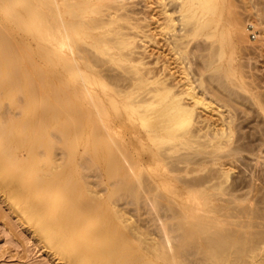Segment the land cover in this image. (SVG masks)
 Masks as SVG:
<instances>
[{"label": "bare ground", "instance_id": "1", "mask_svg": "<svg viewBox=\"0 0 264 264\" xmlns=\"http://www.w3.org/2000/svg\"><path fill=\"white\" fill-rule=\"evenodd\" d=\"M144 3L163 41L153 43L169 52L157 68L136 54L134 0H0V108L20 91L18 112L31 116L25 138L21 117L5 126L0 109V181L65 264H264V197L240 206L230 194L225 165L246 147L206 98L250 88L223 48L243 43L247 25L237 11L227 26L208 17L216 0H170L176 17L164 0ZM15 33L36 45L23 49L25 62ZM119 126L127 133L116 138ZM50 128L65 142L67 170L39 157V146L51 150ZM103 172L111 186L102 200Z\"/></svg>", "mask_w": 264, "mask_h": 264}, {"label": "rangeland", "instance_id": "2", "mask_svg": "<svg viewBox=\"0 0 264 264\" xmlns=\"http://www.w3.org/2000/svg\"><path fill=\"white\" fill-rule=\"evenodd\" d=\"M164 1L168 3L170 0H164ZM133 5H134V12L137 11L136 13L132 12V15H134L135 18L137 17V19H135L136 21L135 20L134 21L138 25H140V26H136L133 30H131L136 34L135 43L138 46L136 47L137 48L136 50H138L136 54L141 55L143 57L145 56L144 59L145 61L147 60V62L150 63V64L148 63L149 66H154L156 68L157 66L160 67L161 66L160 64L162 63L161 58L165 60L166 59L165 57L169 55V52L166 51L165 48H163L164 51L162 50V47L164 45H159L161 43L163 44V41L158 38L159 37L158 35L156 36L157 29L153 31L155 28L152 25L154 24H151L150 26L148 24L150 22L147 16L149 11H148V7L144 3V0H136V1L134 0ZM169 6L170 3H168L169 12L175 11L174 10L175 8H173L174 5H171L170 7ZM215 8L216 9L214 14H208L207 16L208 17L214 16L215 19L216 18L219 19L220 23L224 25L226 24V26L229 25L228 20L235 11L239 12L242 15L243 22L245 23V25H247L246 26L247 30L245 31L246 39L243 43L235 41L232 46L234 49L230 48V44L228 42H224L223 43L224 58L228 57L230 55V51L233 50L232 56H234L236 66L239 65V68L238 66L237 68L241 69V73L239 77L242 76L240 78L249 85L250 88L246 87L247 89H251L253 90V92L256 91L258 92L257 94H260L262 96L261 97L259 95V100H258L257 96H255L254 94L251 95L250 90L246 89L245 91L244 89V91H241L242 89L240 90L238 89L241 92L238 93L239 91L237 90L238 94L233 95L234 97L232 98L218 97L217 95L214 94L211 95L209 94L206 97L208 101H210L212 108H215V113H218L217 115L221 114V116H223L224 119L226 118L228 119L230 117L233 118V121L235 123L234 126L236 125V127L235 129L233 127L232 139L234 141H239L241 143L243 142L244 143V144L242 143L243 146L245 145L244 147H246V148L243 147L244 150L245 149L246 150L242 151L243 154H241V156L239 155L240 156V157L238 156L239 158L238 157L237 159L233 158L234 160L232 159L231 162L228 163V165H225L227 169L228 167L230 168L228 169L229 177L227 179V182L230 183H225V184L230 187L231 189V192L229 191L230 194H232L234 197L235 196H237V198L239 197L238 199L236 198V203L238 202L239 205L242 206L247 201L248 203L250 202L255 203L257 199L264 197L263 194L264 193V113L260 111L261 109L259 108V103H257V100L260 102V98L261 100L263 98L262 103L264 102V47L262 48L260 44L261 42H264L263 39L264 16H262L264 14L263 13L264 3L263 0H216ZM260 12H262L263 14L261 15ZM176 13L177 11L172 12L171 14L172 16L174 14V17H176L178 15V13L177 14ZM144 14H146V16ZM155 15L156 16L158 15L156 11H155ZM213 23H216L215 20L213 21ZM251 23H253L255 26L251 27L250 26ZM151 26L153 29L151 28ZM150 28L151 30H149ZM151 31H153L156 34L151 33ZM150 34H152L153 36ZM146 35H150L153 38L151 39V37ZM14 37L16 40L18 50H20L19 51L20 55H18L16 58L18 59V61L25 62L27 58L28 59L30 58L29 57L30 55L28 54L29 52H26V50L29 49V47L33 48L36 45L32 42L31 39L26 38L22 33H17V34L15 33ZM149 38L151 39V41ZM152 40L153 41L155 40L156 42H158V40L159 41L161 40V43L160 42L153 43ZM201 41H202L201 38H198L192 40L191 44L193 45L196 43L198 44L201 43ZM25 46L27 47V49L23 50L26 48ZM156 52L159 54H157ZM164 53H166V55ZM157 55L158 56L160 55L159 56L160 60ZM10 68L12 69L14 68V66H10ZM238 69H237L238 71L237 73H239L240 71ZM247 84H245V86ZM8 94L15 99L14 101L10 99H6L1 105L0 108L1 110L3 109L4 111L5 109L9 110L7 112L8 114H6L3 117V119L5 120L4 125L6 126L10 121L21 117L24 126H22L21 129H19V133L22 134V136H24L25 138H28L27 136V134L29 133L28 123L31 119V116L27 113L20 114L18 112L19 111L18 104L23 103L25 96L20 91H12V92H8ZM251 96H253V98ZM256 104L258 106H256ZM45 108L46 110L47 109L49 110L51 109V106L47 105L44 107V109ZM119 127L116 128V133H115L116 138L118 136L120 137L123 134L127 133V128L125 126H119ZM56 133H57L56 130L52 128L49 129V137L51 138L52 141L51 150L49 152H46L44 150V146H39L38 147V151H40L39 157L45 158L47 163L55 159L57 160V162L61 161L63 162L62 164L64 170H67V168L70 167L69 165L70 163L68 164V162H66L65 164L64 162L65 159L62 158V156H64V153L62 154L60 153V152H64L61 149H63V144L65 142L62 141L61 139L58 140L57 137L55 138L54 136ZM92 138H93L92 136L87 135L85 137V141L90 142ZM27 141L30 142V139H27ZM108 143H109L108 141L102 140L96 143L95 146H97L98 149L102 150L108 145ZM15 147L17 149L22 148V146L19 145ZM117 148L116 151L120 152L121 149L119 148V146ZM21 160L23 161L22 158L21 159L19 158V162ZM101 175L102 176H100L99 179H101L100 180L101 185L103 184L104 186L103 185H102L103 187L100 186V190H99L100 192L98 191L97 195L100 196L101 199L103 200L107 198L109 193L108 189L110 188L111 184H108L110 183V180L106 178L104 172L101 173ZM6 182H7L6 180L0 181V264H65L62 260L63 254L61 255L53 252V248H52L53 241H50L46 238L44 231L38 230L39 227L41 226L40 220L35 221L32 218H27L25 217V214L23 212L17 211L15 209V204L10 199V194L12 190H14V188L7 187ZM8 188L10 190H8ZM251 191H253L252 192L253 197L251 196ZM225 195H223L224 198H226ZM250 198L253 199L251 200ZM76 199H77V203L76 200H74L73 201L74 204L75 203L79 204V202H85L84 200L87 201L89 198L88 196L87 197L85 196ZM219 200H221V198ZM219 200L217 201L221 202ZM103 204H108V203H103ZM117 208L121 210L124 209L126 211V214L128 213V216L129 215L131 216L130 217L131 220L141 221L143 219L142 215H141L142 219L139 216H136L135 210L131 209L129 205H123L122 200L118 201Z\"/></svg>", "mask_w": 264, "mask_h": 264}]
</instances>
